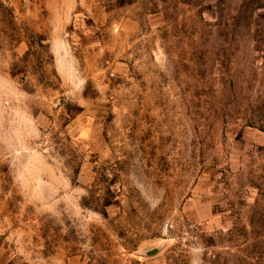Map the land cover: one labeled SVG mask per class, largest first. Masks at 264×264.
Masks as SVG:
<instances>
[{
  "label": "rangeland",
  "instance_id": "1",
  "mask_svg": "<svg viewBox=\"0 0 264 264\" xmlns=\"http://www.w3.org/2000/svg\"><path fill=\"white\" fill-rule=\"evenodd\" d=\"M0 264H264V0H0Z\"/></svg>",
  "mask_w": 264,
  "mask_h": 264
},
{
  "label": "water",
  "instance_id": "2",
  "mask_svg": "<svg viewBox=\"0 0 264 264\" xmlns=\"http://www.w3.org/2000/svg\"><path fill=\"white\" fill-rule=\"evenodd\" d=\"M154 251H151L150 253H153Z\"/></svg>",
  "mask_w": 264,
  "mask_h": 264
}]
</instances>
